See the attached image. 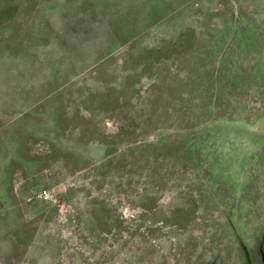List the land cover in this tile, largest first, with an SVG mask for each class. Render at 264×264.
I'll return each instance as SVG.
<instances>
[{
    "label": "rangeland",
    "instance_id": "374dc122",
    "mask_svg": "<svg viewBox=\"0 0 264 264\" xmlns=\"http://www.w3.org/2000/svg\"><path fill=\"white\" fill-rule=\"evenodd\" d=\"M14 1L0 264H264V0Z\"/></svg>",
    "mask_w": 264,
    "mask_h": 264
},
{
    "label": "flooded vegetation",
    "instance_id": "af4514ba",
    "mask_svg": "<svg viewBox=\"0 0 264 264\" xmlns=\"http://www.w3.org/2000/svg\"><path fill=\"white\" fill-rule=\"evenodd\" d=\"M18 5L19 4L15 2L14 0H0V8L2 10L0 17H3V16L8 17V14L13 12L15 9H17Z\"/></svg>",
    "mask_w": 264,
    "mask_h": 264
},
{
    "label": "built area",
    "instance_id": "2783aa9c",
    "mask_svg": "<svg viewBox=\"0 0 264 264\" xmlns=\"http://www.w3.org/2000/svg\"><path fill=\"white\" fill-rule=\"evenodd\" d=\"M44 193V192H43Z\"/></svg>",
    "mask_w": 264,
    "mask_h": 264
}]
</instances>
